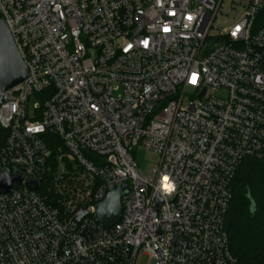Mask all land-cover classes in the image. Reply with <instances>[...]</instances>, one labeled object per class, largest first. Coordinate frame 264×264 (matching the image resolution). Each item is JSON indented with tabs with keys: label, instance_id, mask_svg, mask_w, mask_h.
<instances>
[{
	"label": "built area",
	"instance_id": "built-area-1",
	"mask_svg": "<svg viewBox=\"0 0 264 264\" xmlns=\"http://www.w3.org/2000/svg\"><path fill=\"white\" fill-rule=\"evenodd\" d=\"M0 19L29 72L0 105V174L24 173L0 193V264H238L226 215L240 165L264 160V0H0Z\"/></svg>",
	"mask_w": 264,
	"mask_h": 264
},
{
	"label": "trees",
	"instance_id": "trees-1",
	"mask_svg": "<svg viewBox=\"0 0 264 264\" xmlns=\"http://www.w3.org/2000/svg\"><path fill=\"white\" fill-rule=\"evenodd\" d=\"M7 132L0 126V151ZM226 230L238 264H264V160L250 158L237 170Z\"/></svg>",
	"mask_w": 264,
	"mask_h": 264
},
{
	"label": "water",
	"instance_id": "water-1",
	"mask_svg": "<svg viewBox=\"0 0 264 264\" xmlns=\"http://www.w3.org/2000/svg\"><path fill=\"white\" fill-rule=\"evenodd\" d=\"M28 69L20 56L14 39L7 25L0 19V105L2 95L20 85L28 78ZM24 179L22 171H16L12 176L5 171L0 174V193H11L13 187L20 188ZM28 188L32 191L39 190L40 182H28ZM129 193L127 186L118 188L109 194L104 202L96 208L95 221L101 227L110 229L118 224L121 219V198Z\"/></svg>",
	"mask_w": 264,
	"mask_h": 264
},
{
	"label": "rangeland",
	"instance_id": "rangeland-1",
	"mask_svg": "<svg viewBox=\"0 0 264 264\" xmlns=\"http://www.w3.org/2000/svg\"><path fill=\"white\" fill-rule=\"evenodd\" d=\"M31 103L34 104L35 99H32ZM133 156L138 167L141 170H145L148 165H154L157 162V158L155 156L151 155L142 148L136 149ZM150 263H151L150 258L147 256H142L139 262V264H150Z\"/></svg>",
	"mask_w": 264,
	"mask_h": 264
}]
</instances>
